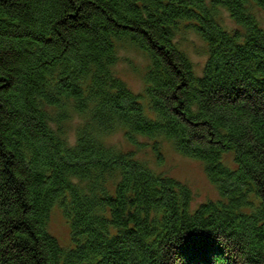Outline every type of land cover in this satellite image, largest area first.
I'll use <instances>...</instances> for the list:
<instances>
[{"label":"trees","instance_id":"1","mask_svg":"<svg viewBox=\"0 0 264 264\" xmlns=\"http://www.w3.org/2000/svg\"><path fill=\"white\" fill-rule=\"evenodd\" d=\"M261 14L264 0H0V264H264ZM122 50L147 60L140 92ZM72 98L91 114L76 148L59 134ZM171 151L220 197L195 205Z\"/></svg>","mask_w":264,"mask_h":264},{"label":"rangeland","instance_id":"2","mask_svg":"<svg viewBox=\"0 0 264 264\" xmlns=\"http://www.w3.org/2000/svg\"><path fill=\"white\" fill-rule=\"evenodd\" d=\"M260 20L264 27V14H261ZM181 42L182 44L184 43L185 48L189 50L190 57L194 61L196 69L201 71L207 56L195 52V46L200 47L202 41L195 35H190L189 38ZM120 54L122 58L116 68L118 74L134 91H142L145 88L143 75L146 71L147 60L141 53L135 50H122ZM119 140H121L120 136L117 141ZM163 167L166 168L170 174L191 184L196 193L195 205H199L208 199L220 197L219 190L216 189L208 178L206 170L200 161L184 157L175 151H171ZM50 228L62 241H69V229L61 213L56 212L54 214Z\"/></svg>","mask_w":264,"mask_h":264},{"label":"clouds","instance_id":"3","mask_svg":"<svg viewBox=\"0 0 264 264\" xmlns=\"http://www.w3.org/2000/svg\"><path fill=\"white\" fill-rule=\"evenodd\" d=\"M58 111L67 113L66 117L60 122L63 125V131L60 132L61 139L68 148H76L80 143L81 130L91 120V114L79 107V101L76 98L69 99L65 104L58 108ZM55 115V113H54ZM60 123L56 119L49 120V127L56 131ZM121 134L113 132L101 136L105 145L118 147L117 139ZM70 179L78 181V177L71 176Z\"/></svg>","mask_w":264,"mask_h":264}]
</instances>
